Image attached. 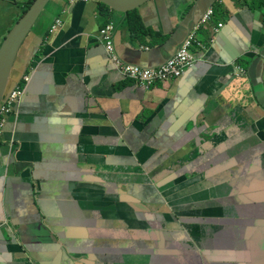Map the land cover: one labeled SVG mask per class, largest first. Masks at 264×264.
Returning <instances> with one entry per match:
<instances>
[{
  "label": "crops",
  "instance_id": "crops-1",
  "mask_svg": "<svg viewBox=\"0 0 264 264\" xmlns=\"http://www.w3.org/2000/svg\"><path fill=\"white\" fill-rule=\"evenodd\" d=\"M27 1L5 5L0 44ZM99 4L49 0L18 53L11 82L28 63L32 81L0 135V223L19 234L0 231V264H264V62L235 75L264 49V0ZM199 20L194 65L149 89L97 37L111 24L119 60L151 68Z\"/></svg>",
  "mask_w": 264,
  "mask_h": 264
},
{
  "label": "water",
  "instance_id": "water-1",
  "mask_svg": "<svg viewBox=\"0 0 264 264\" xmlns=\"http://www.w3.org/2000/svg\"><path fill=\"white\" fill-rule=\"evenodd\" d=\"M92 1L102 3L103 5H105L112 11L122 13V14H127L128 12L137 9L138 7H140L141 5L145 4L146 2L150 0H92ZM48 2L49 0H34L32 4L30 5V7L26 10V12L17 20L16 23H14L11 29L7 32V35H5L2 43L0 44V106H2V104L8 99L12 91L20 84L25 73H28L30 75L32 66H30L31 63H28L25 66V68L22 70V74L17 79V81L14 83L11 82L12 74L14 72V67H15L18 53L24 41L30 34L32 28L36 24L41 13L44 11L45 6ZM211 6H212V3H209V5L204 9L203 14ZM200 20L197 23L190 24L189 27L186 28L185 32L181 36L184 35L186 39L188 35L196 27H198ZM183 42L184 41L182 40L180 41L179 39L178 47ZM175 51L172 53V55L175 53ZM260 61L264 62V49L260 52V58L258 57L251 61L248 71L243 69L244 72H240L239 69H235V75L238 73L241 74L242 76L247 75L248 78L251 79V81L254 83L253 81L254 76H255L254 73L257 67V63ZM194 63L190 67H192ZM234 65H236L235 62H234ZM29 67H30V72H26ZM30 79H31V76L29 77V81L26 83V87L24 89L23 94L20 97H18L17 101L14 103L12 112L11 114H9V116L10 115L19 116L23 98L26 95L28 87L30 86L31 81H32ZM261 96H262V92H261ZM260 104L264 107V102H261ZM17 116H14L15 119L17 118ZM4 125L5 124H3V126L0 128V135L3 134ZM3 229H4V226L0 228V231H3Z\"/></svg>",
  "mask_w": 264,
  "mask_h": 264
},
{
  "label": "built area",
  "instance_id": "built-area-1",
  "mask_svg": "<svg viewBox=\"0 0 264 264\" xmlns=\"http://www.w3.org/2000/svg\"><path fill=\"white\" fill-rule=\"evenodd\" d=\"M75 0H69L73 2ZM214 16V9L210 8L207 10L206 14L202 17L201 23L209 21ZM62 25L60 18L55 19L53 24L49 27L48 32L52 33L57 28ZM222 27V24L219 25ZM112 25L108 24L103 28L98 29L97 37H99L100 42L103 44L104 51L110 57L112 63L117 67L118 72L127 79L134 80L139 86L144 89H149L154 86L157 82L174 81L179 79L183 72L190 67L194 62V54L192 52L193 48L204 49L206 47L199 38L197 37V32L199 30V25L196 27L184 40L182 44L176 49L175 53L169 57L163 64L144 68L132 64L123 63L115 55L112 47ZM218 30L216 29V32ZM240 72L244 70L239 67ZM29 75H24L20 84L12 91L8 99L0 106V128L5 122V117L12 112L14 103L20 97L26 87V83L29 81Z\"/></svg>",
  "mask_w": 264,
  "mask_h": 264
},
{
  "label": "rangeland",
  "instance_id": "rangeland-1",
  "mask_svg": "<svg viewBox=\"0 0 264 264\" xmlns=\"http://www.w3.org/2000/svg\"><path fill=\"white\" fill-rule=\"evenodd\" d=\"M12 0H0V19H1V16L3 15V14H6L7 12H8V7L7 6H5L8 2H11ZM20 0H16V3L18 4V2H19ZM14 2H12V5H11V7H10V10H11V12H12V14H13V11H15V10H19L17 7H20V6H17V4H14ZM8 18V17H7ZM220 18V13L218 12V13H216V15H215V17H214V21H217L218 19ZM19 19V18H18ZM17 19V20H18ZM7 20V19H6ZM6 20L4 21V22H6ZM17 20H16V22H17ZM15 22V23H16ZM14 25V23L9 27V29L12 27ZM104 26H102L101 28H103ZM7 35V34H6ZM198 49V48H197ZM15 65H16V63H15ZM15 68V67H14ZM132 82H134L135 83V81L134 80H132V79H130Z\"/></svg>",
  "mask_w": 264,
  "mask_h": 264
},
{
  "label": "clouds",
  "instance_id": "clouds-1",
  "mask_svg": "<svg viewBox=\"0 0 264 264\" xmlns=\"http://www.w3.org/2000/svg\"><path fill=\"white\" fill-rule=\"evenodd\" d=\"M156 66H158V65H156ZM156 66H153V67H156ZM144 68H149V67H144ZM0 224H1V226H4V228L9 227L10 230H12L13 232H17L19 234L18 229L11 223V221L9 219L5 218L3 223H0ZM38 235L36 236V239H37ZM19 237H20V235H19ZM17 242L19 243L20 240L19 241L17 240Z\"/></svg>",
  "mask_w": 264,
  "mask_h": 264
},
{
  "label": "trees",
  "instance_id": "trees-1",
  "mask_svg": "<svg viewBox=\"0 0 264 264\" xmlns=\"http://www.w3.org/2000/svg\"><path fill=\"white\" fill-rule=\"evenodd\" d=\"M33 1H34V0H28V1H27V3H26V4L24 5V7L22 8L23 10H22V14H21V16L26 12V10L30 7V5L32 4ZM99 5H100L101 7L103 6V4H102V5L99 4ZM103 7H104V6H103ZM131 12H133V14H134L135 11H131ZM131 12H130V13H131ZM127 14H128V13H127ZM21 16H20V17H21ZM20 17H19V18H20ZM135 19H136V20L134 21V24H135L136 26H141V22H140L139 18H138V17H135ZM10 29H11V28H10ZM10 29H9V30H10ZM9 30H8V31H9Z\"/></svg>",
  "mask_w": 264,
  "mask_h": 264
},
{
  "label": "flooded vegetation",
  "instance_id": "flooded-vegetation-1",
  "mask_svg": "<svg viewBox=\"0 0 264 264\" xmlns=\"http://www.w3.org/2000/svg\"><path fill=\"white\" fill-rule=\"evenodd\" d=\"M242 69H244V68H242ZM37 231H39V230L37 229ZM263 246H264V244H263Z\"/></svg>",
  "mask_w": 264,
  "mask_h": 264
}]
</instances>
